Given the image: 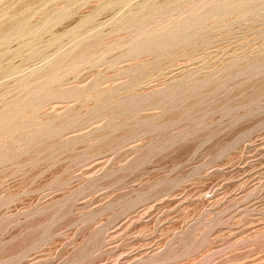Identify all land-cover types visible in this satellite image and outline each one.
I'll list each match as a JSON object with an SVG mask.
<instances>
[{"label": "rangeland", "instance_id": "1", "mask_svg": "<svg viewBox=\"0 0 264 264\" xmlns=\"http://www.w3.org/2000/svg\"><path fill=\"white\" fill-rule=\"evenodd\" d=\"M0 264H264V0H0Z\"/></svg>", "mask_w": 264, "mask_h": 264}]
</instances>
